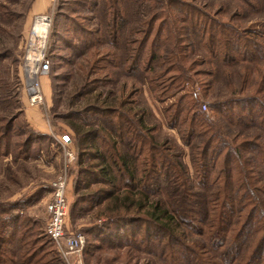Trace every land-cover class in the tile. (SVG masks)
Returning a JSON list of instances; mask_svg holds the SVG:
<instances>
[{
	"label": "trees",
	"instance_id": "obj_1",
	"mask_svg": "<svg viewBox=\"0 0 264 264\" xmlns=\"http://www.w3.org/2000/svg\"><path fill=\"white\" fill-rule=\"evenodd\" d=\"M126 4L142 9L129 28ZM263 11L264 0H220L214 11L196 0H57L49 42L55 36L69 52L58 59L90 57L76 97L112 81L109 69L134 80L119 101L69 112L80 121L68 122L77 155L71 209L98 206L105 218L83 232L85 254L123 252L122 264L131 253L155 256L152 264H264V21L243 23ZM8 53L0 49V159L17 162L44 134L20 117L18 68L11 85L2 75ZM195 83L213 95L211 114ZM136 84L162 104L189 164L180 145L151 133L145 109L126 106ZM18 202L0 204V264H63L40 221L23 213L28 201Z\"/></svg>",
	"mask_w": 264,
	"mask_h": 264
},
{
	"label": "rangeland",
	"instance_id": "obj_2",
	"mask_svg": "<svg viewBox=\"0 0 264 264\" xmlns=\"http://www.w3.org/2000/svg\"><path fill=\"white\" fill-rule=\"evenodd\" d=\"M196 2L204 3L209 6L210 10L214 11L220 0H196ZM56 5L57 0H0V49L9 52V56L3 61L4 66H7L2 75L6 78L5 82L11 85L14 79L9 72H13L18 68L19 84L16 85L19 86H17L18 92H16V97H18L21 103L23 113L25 112V114L20 117H28V115H31L28 114L27 111H32L33 117H41L40 128L33 127V129L44 134V136H41V139L35 142V148L32 150L27 160L12 162L10 157L0 159V204L12 203L13 201L18 202V199L23 201L26 200V202L28 201V205H23V213L33 219L39 220L42 231H44L47 221L45 204L51 192L50 183L60 176V174L66 172L67 187L65 194L68 197L69 204V213L66 219V231L68 233H83L91 226L102 223L105 218H103L104 216H98V210L100 209L98 206H95L90 210H84L87 207L85 204L83 206L79 205L75 210H73V208L71 209L73 201L72 192L74 188L72 182L75 176L72 173V169L74 167V162L77 161V155L76 151H74L75 148L72 139L69 146L74 149V159L71 160L68 168L65 169V154L57 141V136L68 132L72 135V138L74 137V132L68 125V122L79 124L80 121L77 119H71L69 112L79 111L85 106L90 104H100L103 103V101L107 105L119 101L121 91L123 90L127 95V92L130 91V83L134 80L133 78L129 79L128 77L121 75L117 72V69L111 70L108 68L111 74L110 77L111 79L113 78L112 81L102 82L101 84L92 86L90 89L85 90L82 94L76 97L75 91L78 90L82 84L83 73L90 57L88 58L86 53L78 57L70 56L72 64H65L58 59L59 57L67 59L66 57L69 52L62 48L60 41H57L55 36L51 39L52 44L49 42V39L52 36V23L54 14L56 13ZM126 5L125 28H129L135 24L134 18L137 15L138 10L142 11V9L136 10L135 4H133V6L131 4ZM230 9L231 7L228 6L227 11ZM58 12L60 15L72 16L70 13L64 12L63 10H58ZM39 13L52 14V28L50 27L49 29L46 48V55L48 56V51L51 57L48 56L50 62L48 73L40 78V84L42 86V102L37 106H32L29 104L26 91L27 85L22 68V55L23 45L32 22V17ZM75 14L77 15L78 13H73L76 18ZM79 14L89 13L84 11ZM225 14L226 11L220 13L219 16L224 17ZM2 16L4 18H2ZM61 19L64 21L62 16ZM255 20L264 21V11L261 15L253 17L252 20L244 18L243 23L247 24L250 21ZM59 33L61 32L59 31ZM107 47L109 46L105 45L101 48L106 49ZM58 74H66L68 76L65 78L52 77ZM136 86L139 90L130 94L128 101H131V104L127 103L126 106L132 107V110L138 108L145 109L147 114V124L154 127V130H151V133L156 136L158 141H163L165 139L172 140L174 143L180 145L184 153L183 160L185 163L189 164L190 159L188 148L181 144L176 130L168 128L164 123L161 113L162 104L152 98L146 86L142 87L139 84H136ZM193 88L195 89L196 96L200 102L201 110L211 114L208 102L213 100V95L211 97L210 95L207 96L205 90H203V88L197 83H195ZM215 90H221V95L226 91V89H223V85L220 82L215 84ZM12 92H10L9 95H11V100L16 105L17 98H15V93ZM3 93L5 95V89ZM110 93L111 95H109ZM167 102L169 101L167 100L164 103ZM202 103L206 104V110L202 109ZM54 111H56V115H54ZM4 113L5 112L0 111V115H3ZM15 113H17L16 110ZM20 123L21 122L19 121V124ZM95 187L96 186H91V190ZM18 203L22 206L20 202ZM83 234L87 241L88 236L85 233ZM86 241L81 253V258L84 264H103L106 262H110L111 264L123 263L124 260L121 257L123 252L105 250L95 256L85 254L84 249ZM113 257H115V260L112 261L111 259H113ZM130 257L132 258V264H141L142 262L147 261H149L150 264L159 263L156 261L155 256L131 253Z\"/></svg>",
	"mask_w": 264,
	"mask_h": 264
},
{
	"label": "built area",
	"instance_id": "obj_3",
	"mask_svg": "<svg viewBox=\"0 0 264 264\" xmlns=\"http://www.w3.org/2000/svg\"><path fill=\"white\" fill-rule=\"evenodd\" d=\"M51 16V13H39L32 17L23 45L22 68L27 85L28 101L32 106H37L42 102L40 78L48 73L50 66L46 48L52 21ZM202 109L206 110L205 103H202ZM57 141L65 154L64 168L66 169L74 159V151L69 146L70 135L62 133L57 136ZM65 173L60 174L50 183L51 192L45 204L47 221L44 233L53 243L64 264H84L81 253L86 241L85 235L83 233H68L65 230L69 207L65 194L67 187Z\"/></svg>",
	"mask_w": 264,
	"mask_h": 264
},
{
	"label": "crops",
	"instance_id": "obj_4",
	"mask_svg": "<svg viewBox=\"0 0 264 264\" xmlns=\"http://www.w3.org/2000/svg\"><path fill=\"white\" fill-rule=\"evenodd\" d=\"M27 112H28V114H31V115H28V117H25V119L29 123V125L34 127V128H40V126H41L40 125L41 124V122H40L41 117H33L32 111H27Z\"/></svg>",
	"mask_w": 264,
	"mask_h": 264
}]
</instances>
